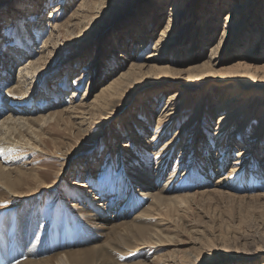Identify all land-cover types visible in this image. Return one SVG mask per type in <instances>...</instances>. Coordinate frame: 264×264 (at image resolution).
I'll return each instance as SVG.
<instances>
[{
  "label": "rangeland",
  "instance_id": "1",
  "mask_svg": "<svg viewBox=\"0 0 264 264\" xmlns=\"http://www.w3.org/2000/svg\"><path fill=\"white\" fill-rule=\"evenodd\" d=\"M79 1L81 0H0V51L13 54L21 52L17 54V61L14 64L9 63L12 73L8 79L1 81L0 96L4 103L11 104L10 100H6L4 96L8 85L13 83L16 85L14 74L17 75L20 67H28L29 58L36 61L44 54L48 56L45 57L44 66L34 71L35 79H33L38 87L33 93L32 101L29 102V106L33 108L31 116L36 117L47 113L44 114L45 120L39 122V118L36 117L32 130L36 129V133L31 134L32 131H29L26 125L24 129H19L12 139H7L6 142H9L11 146L5 143L4 147H0V161L2 160L3 165L6 164V168L14 170L11 173L12 176L17 177L20 174L28 177V180H23L15 190L0 184V214H2L0 216V247H3L6 253V244L10 246L14 233L12 229L19 227L20 212L15 206L16 202L10 197L17 194L18 199L22 197L21 199L28 200L31 205L34 202L33 197L37 196L35 199H39V206L42 209L40 208V212L39 209L37 212L34 211L35 215L32 216L38 220L39 230L48 231L49 229V239L53 241L52 244L48 241L44 242L46 252L41 249L39 252L46 257L66 250L78 249V245L72 243V247L67 245V247L59 248L60 250L55 248V245L66 243L60 244L65 241L60 239L64 234L66 239L67 235L69 236L68 241L73 242L74 239L70 237L73 234L72 227L83 232L86 229L88 232V225L78 213L81 209L77 208L78 205L85 204L81 198L86 196L83 191L81 192V189H84L92 201H97L98 198L94 195L98 193L100 197L98 202H101L102 198L110 208L112 207L115 214L117 213L116 223L126 220L132 221L134 225L144 226L145 223V226H148L144 231L127 232L124 236L119 233L118 239L111 236V233L116 231L113 227L115 223L111 222L105 228L96 229L99 232L96 242L106 243L108 247H105L103 256H95L90 264H260L264 259L260 256L264 253V161L261 162L264 155V139L257 140L256 144L253 141L255 146L249 150L247 144H249V133L257 128L262 116L261 110L264 109V80L260 81L259 85L251 86L237 80L241 83L239 86H243L247 93L240 97V100H236L232 107L251 101L252 106L248 110L252 114V120L246 129L242 128L238 132L236 130L244 122L245 113L234 120L230 132L226 135L227 144L230 138L232 139V147L228 151L229 160L223 171V167L219 168L221 170L219 173L214 170L218 168L217 159L220 151L217 149V139L213 131L216 130L219 116L225 112L224 110L216 112V104L240 92L235 91L233 87L237 84L236 80L227 77L230 75L229 72L236 70L235 65L239 61H246L251 68H257V72L264 75V34H262L264 31L260 29H264V0H102V3L100 5L97 3L96 6L92 0H85L86 5L80 10L76 9ZM174 5L177 8H174ZM233 6L240 9V14L234 16L236 22L229 25V34L224 38V45L218 53L221 60L217 66L218 71L207 76L206 81L199 86L185 87L190 91L189 101L179 112L180 115L176 113L177 115L172 117L164 129L161 127L157 130L159 118L161 114H165L163 112L170 93L182 87L181 83L175 79L157 81L150 79L137 85V88L133 90L132 98L129 101L127 97L118 101L113 107L118 110V113L109 114L107 120L96 119L98 116L90 119V115L86 114L87 117L77 112L80 111L78 107H75L77 105H84L87 107L85 110L88 111L102 86L109 84L114 75L126 69L135 55L142 57L143 54L146 56L152 51L151 45L158 37L164 20L170 12L176 13L182 10L177 17L175 16L174 33L177 34V46L171 49L187 51L196 44L194 57L192 55V58H186L182 62L178 60L177 53L171 51V57L178 60L172 65L181 71L185 70L189 62L201 63L209 57L210 46L219 41L222 29L226 26L227 13ZM58 7L62 9L57 10ZM52 10H55L56 16L48 20ZM13 23L16 25L8 31L7 28ZM20 33L24 35V38L29 36L28 40L32 44L31 53H22V50H19L23 48ZM143 36L148 41V49L142 55L136 54L141 44L139 37ZM129 37L138 38V41L128 40V44H122V41ZM117 46L120 47L119 50ZM250 46L254 50L248 53L246 50ZM42 49H45L43 53L39 51ZM101 56L104 62L108 60L107 62L112 63H105L104 68L107 69L99 68L100 59L98 58ZM92 64L95 67L90 66ZM84 71L88 74L82 76ZM245 86L249 87L245 88ZM251 90L257 93L252 95L249 93ZM74 91L77 95L73 98L74 100L72 99V102L76 101L72 103L70 99ZM201 99H203V106L194 114L193 110ZM143 101L147 102V111L143 109ZM71 106H74L73 113L64 112V110L63 113H56L54 118L48 116L50 111L63 110ZM40 109L42 111L45 109L46 112H39ZM210 110L212 117L207 115ZM8 111L6 108L5 113ZM195 116L199 119L193 120L195 122L189 133L176 137L177 129H181ZM2 119L0 118V121ZM134 119L142 121L143 124H135ZM193 132L194 134H191ZM38 133L40 136L37 137L35 134ZM136 140L145 144L141 142L138 144ZM173 140L174 145L169 152L158 154L166 142ZM199 140L202 143L201 148L198 147ZM206 141L209 143L210 151L204 148ZM166 146L170 147L169 144ZM56 147H60L62 151H55ZM129 149L136 154V158L132 152L127 153ZM141 149L144 151L142 152ZM240 150L245 151L243 158L253 156L251 162L247 163L246 172L236 170L233 174V187L230 186L229 189L220 187L224 190L221 192L215 190L208 194L197 193L174 201H166L164 198L163 202L152 204V198L146 199L139 194L144 188L129 177V173L134 174V171L144 172L152 181L150 189L158 190L172 177L175 168L178 167L179 173L174 175L175 178L168 185L170 192L172 190L169 197L175 194H194L204 188L219 189L215 185L217 178L230 171ZM197 153L199 160H205L207 172L199 166L195 169L191 165L194 161L193 154ZM167 154H169L168 157ZM161 156H166L169 161L161 162ZM139 160L145 164V167H140ZM208 161H211L210 165ZM89 165H93L92 168L95 169L90 175L86 173ZM131 166L136 169L131 170ZM255 166L257 167L253 168ZM258 167H262V174L256 171ZM36 172L42 174V182L38 184L36 192L38 194L34 195L29 194L27 187L34 185L32 175ZM71 181L76 182L71 185ZM82 182H85L87 186H81ZM43 183L45 186L41 187ZM116 192L117 195L114 197L113 194ZM130 192H134L135 196ZM122 201L128 202L130 209L124 207ZM36 203L35 208L38 205ZM148 205H151L152 213L151 217L146 218L148 222L145 217L136 218L138 212ZM101 208L107 210L109 214L112 212L108 206V209L103 205ZM76 216L80 217L79 220L73 221ZM59 230H65V233L58 234L59 240L55 242L56 233ZM157 231L167 235L158 242L161 243L158 246L154 244L155 240H149L150 234ZM21 235L24 236V234ZM6 237L8 243H6ZM23 240V243L30 242L28 239ZM84 245L87 248L86 245L90 247L94 244L89 240L79 246L84 248ZM200 251L205 253L204 257L199 256L193 263L189 261L190 258L197 257ZM0 253L2 254L1 250ZM14 258L16 263L21 262L28 258V254L23 252Z\"/></svg>",
  "mask_w": 264,
  "mask_h": 264
},
{
  "label": "bare ground",
  "instance_id": "2",
  "mask_svg": "<svg viewBox=\"0 0 264 264\" xmlns=\"http://www.w3.org/2000/svg\"><path fill=\"white\" fill-rule=\"evenodd\" d=\"M85 2H86L85 0L79 1V5H78V7L76 9H79L80 10L81 7H83V6L86 5ZM92 2L95 4L94 6H96L97 3L100 5L102 3V0H92ZM173 7L174 8H177V6L175 7V5ZM59 9H62V7H58L57 8V10H59ZM239 10L240 9H237L236 6H233L229 10V12L227 13V16H226V19L227 20L225 21V25L226 26L223 25L224 28L222 29V33H221V37H220L219 41H216L215 43H213L210 46L211 49L209 51H211V53H209V57L208 58L206 57L207 59L204 60L201 63L189 62L188 63V66L185 68V70H181V71L175 69L174 66L172 65V63H177L178 60L180 62H182L183 60H185L186 58H189V57L192 58L193 52L196 49L195 48L196 47V44H194L192 47H190L189 50H187V51L184 50V49H179V50H176V49L173 50V49H171L172 47L177 46V44H176V39H177L176 35L177 34L174 33L175 30H176V27L174 26L175 25V20H176L175 16L177 17V15L182 12V10L179 11V12H176V13L170 12L169 16H167L166 19L164 20V25L161 28V31H160L158 37L155 38L154 43L151 45V46H153L152 51L150 53H148L146 56H144V54H143L142 57H139L138 55H135L134 56V60L130 62V64L127 66L126 69H123V70L120 71V73L114 75L112 77V79H111V81H110L109 84H105V85L102 86L100 92L96 95V97L94 98V101L90 104L91 108L88 111L85 110L87 107H85L84 105H77L75 107H78V110H80V111H77V112L81 113L82 115H86V114L87 115H90V119L91 118H96V116H98L96 119H99L100 118V119L107 120L109 118V116H110L109 114L115 115V114L118 113V110L116 108L113 109L114 105H116V103L118 101H120L121 99H124L126 97H127L128 101H129L132 98L133 90H135L137 88L136 87L137 85H139V84H141V83H143V82H145L147 80H150V79H154L153 81L164 80V79H175V81L181 83L182 87L179 88V89H175V90H173L170 93L169 98H168V101H167V104H166L165 109H164V112H163L165 114H163V115L161 114V116L159 118L158 125H157V128H158L157 130L161 129V127L164 129L166 127L165 125H167L170 122V120L172 119V117H174L177 114H179V112L182 111L183 106L184 105L185 106L187 105V103L189 101L188 94L190 93V91H188V89H185V87L194 88L196 86H199L200 83H202L203 81H206L207 76L213 75V72L215 73V72L218 71L217 70V66L220 64V61H221L220 58H219V56H218V53L221 51V49H222V47L224 45V40H225L224 38L229 34V30H230L229 25L235 24V22H236L234 16L235 15L237 16V15L240 14V11ZM55 16H56L55 10H52L51 11V14H50V16L48 18V20H51L52 18H55ZM15 25L16 24L13 23V25H11L9 28H7V30L10 31L11 29L14 28L13 26H15ZM260 29L262 31H264V29H262V28H260ZM58 30H59V28H58ZM20 31H22V30H20ZM34 34H35V32H34ZM262 34H264V33H262ZM20 35L22 36L21 41H22V45H23L22 47L23 48L22 49L19 48V50H22V53L23 52H25V53L30 52L31 53L32 52V44L30 43V40H28L29 36H28V38H24V35H22L21 33H20ZM139 38H141L139 40L141 42V44L139 46L140 48L138 47L139 48V52L137 51L136 54L139 53V54L142 55V53L145 50L148 49V45H147L148 41L145 38V36L139 37ZM260 39H262V38L260 37ZM128 40L129 41L132 40V41L135 42V41H138V38L129 37L128 39L123 40L122 41V44H124V45L128 44ZM47 43H48V41L46 42V44ZM251 46L246 50L248 53H251L254 50L253 47H251ZM119 48L120 47H118L117 49L119 50ZM44 50L42 49V50H39V51L43 53ZM13 51H15V50H13ZM39 51L35 50V52H39ZM171 51H173L174 53H177V56L179 57L178 60L177 59H173L171 57ZM15 53L16 54H13V53H10V52L1 53V51H0V72L3 71V73H0V86H2V84H1L2 82L1 81L8 79L10 73H12V72H10V64L9 63L14 64L17 61V57H18L17 54H21V52L20 53L15 52ZM121 56L124 57L126 55H121ZM136 56H138V57H136ZM45 57H48V56H45V54H44L39 59H37L36 61H34L32 58H29L28 67L27 66H25V67H20L19 66L20 69H19L17 75L14 74L15 75V78H16L15 80L17 81L16 82V85H13L14 83L12 85H8L7 86L6 94L4 96V97H6V100L7 99L10 100V103L11 104L4 103V101L2 100V98L0 96V114H2L0 116V118L1 119L3 118L2 121H0L1 122L0 123V147L1 148L4 147L5 143H9V142H6L7 139L8 140L12 139L13 135L15 133H17L19 131V129L22 130L21 128L25 127L26 125H27L26 127H28L29 131H32L34 129V124L33 123L36 121V117L39 118V120H38L39 122H43V120H45V118H46V115H44V114H47V113L42 114L43 112H46V111H44L45 109L43 111L41 109L39 110V112H42L41 113L42 115L36 116V117H32L31 114L33 113V111H32L33 108H31L29 106V102H31L32 101V98H33V93H35V90L38 87V86L36 87L37 83L34 80L35 79L34 78L35 77L34 71L40 69L41 66H44L43 65V62L45 61ZM193 57H194V55H193ZM98 59H100L98 61V63H99V68L101 70L102 69H107V68H104L105 63L106 64L107 63L108 64H112L111 62H107L108 60L106 62H104V58H102V56L99 57ZM140 59H142V60L139 61ZM102 62H103V64H102ZM90 66H94V64H92ZM90 66L89 67L86 66V68H90ZM235 68H236V70L229 72L230 75H228L227 77L228 78H233L234 80H236L237 84H234L233 87H234L235 91H240V92L236 93L235 95H232L231 97H229L225 101H222L219 104L217 103L216 104V109H215L216 112L223 111V110L225 111L224 113H222L219 116V121L217 122L216 130L213 131L214 134H215V136H216V139H217L216 140L217 149L220 151V153H218L219 157L217 156L218 157V159H217V163H218L217 167L218 168L217 169H214L216 171V173L217 172L218 173L221 172V170H219L220 167H223L222 168V171H223L226 162L229 160L228 159V153H229L228 151H230L229 149H230V147H232V143H231L232 142L231 141L232 139L230 137H228V138H230V140L228 141V144H227L226 143V140H227V136L226 135L228 134V132H230V130H231L230 128L232 127V125L234 123V120L236 118H238L242 113H245V120H244L243 123H241L239 125L238 129L236 130V132H238L242 128L243 129L244 128L246 129L250 125L251 120H252V114L248 110V108H250L252 106V102L251 101H247L243 105H238V106H235L234 108L232 107L234 105V103H235L236 100H238L240 97L246 95V93H247V91H244V88H242L243 86L242 87L239 86V84H241L240 82L241 81H244L246 83L245 85L251 86V85H254V84L259 85L260 84L259 82L262 81V80H264V75H260L257 72L258 69L257 68H255V69L254 68H251L249 66V64L246 63V61H239L235 65ZM86 74H88V72L84 71L82 76H84ZM222 75L226 76V74H222ZM227 77H224V78H227ZM237 80H239L240 82H238ZM27 81H30V82L27 83ZM173 83H175V82H173ZM26 85H27V87H25ZM249 86H245V88H247ZM239 93H241V94H239ZM249 93H252V95H255L257 92H255V90H251ZM76 95H77V92L74 91L73 94H72V97L70 99L71 102H72V99L76 97ZM75 101H73V102H75ZM82 103H84V102H82ZM146 105H147V102L146 101H143V109H144V111H147L148 110V107ZM202 106H203V99H201V101L198 103L197 107L193 110L194 114H196L200 110V108ZM73 107L74 106H71L70 108L67 107L68 109L65 108L63 110H60L59 109V110H56V111H54V110L53 111H50L48 113V116H51V117L54 118V116H55L56 113H61V112L63 113L64 110H65L64 112L70 111L71 113H73L72 112L73 111L72 110ZM6 108H8L9 111L5 113ZM38 108H41V107H38ZM211 112L212 111L210 110L208 112V114H207L209 117H212L211 116ZM64 115H65V113H64ZM261 115H260L261 118L259 120V124L257 125V128L252 133H249V139H248L249 144H247L248 145L247 146L248 150L254 148L257 140L260 141V140H263L264 139V138H262V137H264V109L261 110ZM196 118H198V116H195V117H193V119L188 120V122L184 126H182L181 129L180 128L177 129V132H176V135L175 136L178 137V136H180L182 134H186L187 135L189 133L188 131L193 127L192 124L195 122L193 120L196 119ZM123 120H125V118H123ZM134 122L137 125L138 124H143V122L142 121H139L138 119H134ZM44 125H46V124L44 123ZM129 130H130V127H129ZM26 131H28V130L26 129ZM193 131L195 132V130H193ZM194 132L191 133V134H194ZM19 133H18V135H19ZM30 133L31 134L32 133H36V129H35V131H32ZM22 135H20V137ZM35 135L37 137L40 136L39 133L38 134H35ZM16 138H17V136H16ZM18 139H20V138H18ZM27 140L30 141V139H27ZM253 141L255 142V144H254ZM136 142L138 144H140V142H141V144H145L144 142H142L140 140H136ZM32 143L33 142H31V144ZM35 143H36V141H35ZM197 143H198V147L201 148L202 147L201 141L199 140ZM166 144H169L170 147H167ZM166 144L161 147V149L158 151V154H161L162 155L166 151L169 152L172 149L171 146L174 145V140L172 142L171 141H168V142H166ZM208 144L209 143H207V141H206L204 148H206V149H208V151H210V146H208ZM8 145H10V143ZM35 146L37 147V145H35ZM194 147H196V146H194ZM130 149L127 150L128 151L127 153H129V154H130V152H132V150H130ZM146 149H147V147H146ZM2 151H3V149H2ZM55 151H62V150L60 149V147L59 148L56 147L55 148ZM141 151L143 152L144 150L141 149ZM241 151L242 150L239 151V154L237 155V158L233 161V165H232L230 171H228L227 174L221 175L220 177L217 178V180L215 182V185H216V188H219V189H213L212 190V189H209V188H204L202 191L196 192L194 194H192V193H184L182 195H178V194L176 195L175 194L174 196L169 197L170 196V193H172V190L170 192V189H168V185H170L171 184L170 182L172 181V179L175 178L174 175L177 174V173H179L178 167L175 168V171L173 172L172 177L170 179H168L165 182V184L163 185V187L159 188L158 190H151L150 189V187H152V186H150V184L152 183V181L147 177V175L144 172L138 171V173H136L134 171L133 172L134 174L129 173V177L132 178L131 179L132 181H134L139 186H142L144 188L139 194L142 195V197L145 196L146 199H148L147 197L152 198L153 199L152 204L154 202L161 203V202H163L162 200L164 198H166L165 199L166 201H169V200L174 201L176 199H185V198H188L190 196H194L197 193H200V194H205L206 193V194H208L209 192H215V190H218V191L221 192V191H224V190H221L220 187L222 189H225L223 187H226V189H229L230 186L233 187L232 186V183L234 182V180H233V178H234L233 177L234 172L236 170H239L241 172L242 171L246 172L247 165H248L247 163L248 162L249 163L251 162L250 160L252 159L253 156L250 157V158H248V156H247V158H243V156L245 155V151H243V152H241ZM133 153L134 152H132V154ZM133 155H134V158H136V154H133ZM209 155H210V152H209ZM168 156H169V154H167V157ZM167 157L166 156L162 157L161 162L162 161H167L168 160ZM6 158H7V156H6ZM193 159H194V161H192L191 165L194 166L195 169L197 168V166H199L202 170H205L207 172V170H206L207 167L205 165V160H203V159L199 160L198 159V153L197 154H193ZM14 161H15V159H14ZM263 161H264V155H263V159H262L261 162L263 163ZM208 162H209V165H210V162L211 161H208ZM121 163H122V161H121ZM139 163H140V167L141 166L142 167H145L144 166L145 164L142 161H140ZM89 166L90 167H89V169L87 167V170L88 171L86 172L88 175H90L92 173V171L94 173V170H95V169L92 168L93 165H89ZM128 167H130V165H128ZM256 167L257 166H255L253 168H256ZM132 169H136V168L134 166H131V170ZM12 171L14 172L13 169L6 168V164L3 165L2 160L0 161V184L1 185H5V187L10 188V190L11 189L12 190L13 189L15 190L17 186H19V185L22 184L23 180L24 181L25 180H28V177H27V175H20V174L17 177H13L12 174H11ZM256 171L258 173H261V174L263 173L262 167H258V169ZM244 172H242V173H244ZM253 172H255V171H253ZM20 173H24V172H20ZM24 174H26V173H24ZM33 174L34 175H32V177L34 179H32V180H33L35 186L34 185L33 186L30 185L27 188H29L28 189L30 191L29 194H34L35 195V194H38L36 192H37L38 184L40 182H42V180H41L42 174L41 173H37V172L36 173H33ZM189 174H190V172L188 173V175ZM245 174H243V175H245ZM183 175H185V173ZM253 175H254V173H253ZM205 180H206V178H205ZM75 182L76 181H71V185L74 184ZM197 182H198V179H197ZM42 186H45L44 183H43V185H41V187ZM81 186H87V185L85 184V182H82ZM91 186H92V184H91ZM88 187H90V186H88ZM199 190H201V189H199ZM82 191L85 193L84 195H86V196H82L81 197L82 198V202L85 203V204H83L84 206L78 205L77 208H80L81 209L80 211H78V213H79V216L83 220H85L86 225H88L87 226L88 232L86 231V229L83 232L82 230L78 231L77 229H75V228L72 227V233L73 234H71L70 237L72 239H74V240H72L73 242H70V241H68L69 240V236L67 235V239L65 237L66 236L64 234L65 233V230H63V231L59 230L56 233V237L57 238L55 239V242L59 240L58 234L59 235L60 234H64V235H62V238H60V239H64L65 241L60 242V244L63 243V242H66V243L65 244H62V245H58L57 244V245H55V248H58V249L60 248L61 249V247H67V245L70 246V247H72L73 246L72 244H75V245H78L79 246V245H83V243L89 242V240L94 245H91L90 247H89V245H86L87 248H85V245H84V248H82L83 246H81V247L80 246L79 247L77 246L78 249H71L73 251H67L66 250L65 252H61L59 254H56L55 253L56 255L53 254V256L47 255L45 257V255H43L41 252H39V249H41V251H43V250L45 251V246H44L43 243L48 241V243L52 244L53 241H52V239H49V236H50V234H48L49 229H48V231L47 230L44 231V229L43 230H41V229L39 230L38 227H37V226H39L38 225V220L32 216V215H35L34 214V211L37 212V209H39V212H40V208L41 207L39 206V199L38 198L35 199V197H37V196L33 197L34 196L33 195L32 197L34 198V202H32L33 204L31 205V203H29L28 200L21 199L22 197L19 198L20 199L19 200L18 197H16L18 195L17 194H13L11 192V194H13L12 196H10V197H12L11 200H13V201L16 202L15 203V206L19 209L20 217L21 218H20V221L18 223L19 224V227H15L14 226L15 228L12 229L14 233L12 234V240L10 241V246H9V244H6V253L4 252V248L3 247H0V250L2 251V254L0 253V264H90L91 260L95 256H100V257L103 256L104 253H105V247H108L106 243H104V244H98L96 242L97 241V236L99 234V232L96 229L105 228V227L108 226V224L110 225L111 222L112 223H115L113 225V227H114V230L116 229V231L113 232V233H111L112 234L111 236L112 237H115L116 239H118L119 233H121L124 236V234H126L127 232H131V231H133V232L134 231H139L140 232V231H144V230H146L148 228L147 225L145 226V223L144 222H146V221L148 222V220L146 219L147 216L148 217H151L152 216L151 215L152 213H151V210H150L151 205H148L146 208H143L136 215V218L137 217H140V216H141V218L142 217H145V220L146 221L143 222L144 223V226L143 225H134V224H132V221H126V220L122 221V223H116L117 220H118V219L115 220V217H116V214L117 213L115 214V211L112 210V207L110 208V206L108 204H106V202H105L104 199L101 198L100 199L101 202H98V199L100 198V197H98V193L96 195H94V196H96L98 198L97 201H96L97 203H96L95 201H92V199L90 198V196H89V194L87 193L86 190L81 189V192ZM99 191H100V189H99ZM184 192H186V191H184ZM130 193H132L131 195H134L135 196V193L134 192H130ZM257 194H260V193H257ZM113 195L115 197L117 195V192L114 193ZM50 197H51V195H50ZM16 198H17V200L19 202H17ZM6 202L7 201H5V203ZM139 202H140V200H139ZM35 203L38 204L36 208H35ZM102 205L103 206H106V208L108 206L111 209V211H112L111 214H109L107 212V210L105 211L104 209H102L101 208ZM122 205L124 207H128V208L130 206L128 204V202H123V201H122ZM163 205H165V204H163ZM21 206H23V207L20 210V207ZM34 208H35V210H33ZM15 212H16V210H15ZM48 213H50V212H48ZM1 215L2 214H0V216ZM80 217L76 216L73 219V221H78ZM118 218H119V215H118ZM35 227H37V229H35ZM46 232H47V234H45ZM77 232H79V234ZM122 232H124V233H122ZM21 234H24V236L21 235ZM163 234L164 233H158V231L155 232V233H151L149 240L150 241L151 240H155L154 241V244L158 246V245L161 244V243H158V242L160 240H162L163 238L167 237L166 234L165 235H163ZM128 235H129V233H128ZM51 237L53 238V236H51ZM13 238H14V240H13ZM120 238L121 237H119V239ZM23 239H28V240H30V242L29 243H26V242L23 243L22 242ZM44 239H45V241H44ZM6 243H8L7 237H6ZM23 252L28 254V258L27 259H23V261H21V262H17L16 263V261L14 260V257L19 256ZM204 254H205L204 252H201V253L198 254L197 257L190 258L189 261H191L193 263L194 261H197V259H198L199 256L202 257ZM260 256H262L264 258V253L261 254ZM260 264H264V259H262V261L260 262Z\"/></svg>",
  "mask_w": 264,
  "mask_h": 264
}]
</instances>
